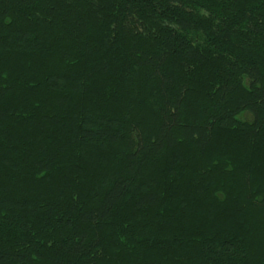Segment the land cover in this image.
Here are the masks:
<instances>
[{
  "label": "trees",
  "instance_id": "1",
  "mask_svg": "<svg viewBox=\"0 0 264 264\" xmlns=\"http://www.w3.org/2000/svg\"><path fill=\"white\" fill-rule=\"evenodd\" d=\"M0 264H264V0H0Z\"/></svg>",
  "mask_w": 264,
  "mask_h": 264
},
{
  "label": "rangeland",
  "instance_id": "2",
  "mask_svg": "<svg viewBox=\"0 0 264 264\" xmlns=\"http://www.w3.org/2000/svg\"><path fill=\"white\" fill-rule=\"evenodd\" d=\"M245 118H247V116H245Z\"/></svg>",
  "mask_w": 264,
  "mask_h": 264
}]
</instances>
